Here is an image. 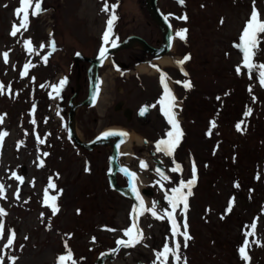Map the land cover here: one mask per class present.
Here are the masks:
<instances>
[{
	"label": "rangeland",
	"instance_id": "rangeland-1",
	"mask_svg": "<svg viewBox=\"0 0 264 264\" xmlns=\"http://www.w3.org/2000/svg\"><path fill=\"white\" fill-rule=\"evenodd\" d=\"M101 1L42 0L44 10L39 15L32 16L29 9L28 30L22 29L12 36L13 24H19L14 10L20 6V0H0V84L5 86L4 94L0 95L3 117L0 132L7 133L0 144V184L6 189L0 208L7 213L2 218L4 235L0 239L3 264H57L58 256L68 250L76 264H94L100 251L117 247L118 239H127L123 233L132 225V200L108 185L106 171L111 147L87 150L67 135L68 100L77 103L84 99L88 83L84 73L86 63L79 61V68L73 55L77 51L89 56L98 53L106 30L105 17L107 27L112 5H116L117 16L112 39L120 41L134 33L158 45L162 31L150 16L145 0H107L106 13L99 5ZM34 3L35 0L33 7ZM157 3L159 8L173 10L179 16L189 13L188 46H181L176 39L172 50L163 54L170 59L165 65H158L160 57L144 52L138 44L118 49L113 54L115 59L129 66L122 69L107 63L98 67V76L106 74L108 84L105 87L101 84L94 105L75 110L74 131L88 140L104 127L120 126L140 137L166 138L170 125L164 115H157V104L156 111H151L145 120L136 115L146 100L153 97L156 102L160 100L163 94L160 76L165 73L176 97L177 120L187 134L184 151L178 155L183 167L181 179L190 180L193 162L198 165L186 214L192 239L183 253V237H175V242L181 245L179 264H183L184 258L187 264H264V87L258 82V69L250 74L242 67L237 74L242 52L234 46L239 44L251 15L253 0H184L183 4L177 0H157ZM255 8L264 20V0H255ZM25 40L31 41L32 53L26 51ZM51 41L55 42V50L50 47ZM185 49H189L190 60L176 66L175 57L182 60ZM5 52L8 63L3 59ZM142 62L149 72L136 70ZM254 62L264 63V43L259 46ZM26 63L32 66L22 78L20 73ZM179 68L193 79L191 88L176 83L181 82ZM72 69L75 73L70 72ZM139 72L142 78L138 81L131 73ZM65 77L70 81L57 97L51 86ZM100 97L102 102L97 107ZM181 97L188 100L182 109L186 115L183 119ZM120 100L121 108L116 110ZM125 108L134 110L130 122L121 113ZM247 109H251V114L241 124L242 130L237 131L241 113ZM213 121L215 128H211ZM38 138L44 143H39ZM142 142V138L140 142L134 141L129 149L124 145L119 163L143 176L140 192L147 207L155 201L159 212L170 211L165 193L171 195L170 189L176 185L161 180L154 172L148 149ZM162 155L166 160V155ZM141 162L147 167L141 168ZM12 173L22 177L23 183L10 178ZM163 173L169 176L167 162ZM49 178L56 185L55 189H48L49 195H58L56 215L44 204ZM126 183V178L118 174L117 184ZM17 189L19 198L15 195ZM230 199H234V204L226 212ZM175 215L177 223L182 224L180 208ZM254 221L255 234L246 237ZM139 224L144 234L141 243L120 247L105 264H154L155 253L165 243L174 246L164 219L146 213ZM9 230L15 233V239L11 247L5 248ZM180 230L183 231L182 227ZM246 238L250 244L247 262L239 253ZM168 264H172L171 256Z\"/></svg>",
	"mask_w": 264,
	"mask_h": 264
},
{
	"label": "snow or ice",
	"instance_id": "snow-or-ice-1",
	"mask_svg": "<svg viewBox=\"0 0 264 264\" xmlns=\"http://www.w3.org/2000/svg\"><path fill=\"white\" fill-rule=\"evenodd\" d=\"M178 3L183 4L184 0H177ZM6 7V6H5ZM115 7L116 5H112V14L110 15V18L107 21V27L106 30L103 33L102 36V46L99 50V57L105 58L106 53L108 49L104 47L105 44L111 43V47L115 48L117 47L116 40L112 39V29L114 26L115 21L117 20V16L115 15ZM31 8V15L37 16L40 14L41 11L44 9L42 8V0H35L34 7H33V0H20V6L14 10V15L19 20V24L16 23L13 24L12 30L10 32V35L16 36L18 32H20L22 29L24 31L28 30V24H29V9ZM102 11L108 12L109 6L107 5V0H105V6L102 8ZM167 19V17H166ZM178 19L187 20V16L179 17ZM223 21H221L222 23ZM187 29H181L175 33V36L178 37L180 40H186L187 37ZM264 43V20L260 18V13L255 8V0H253V10L251 12V15L249 19L246 21L245 26L242 30V33L239 37V44L234 45L240 49L242 52V65L237 66L236 71L237 74L241 73V68H245L248 70V72L251 74L254 70L258 69V82L261 87H264V63H255L254 58L257 55V52L259 50V46ZM24 46L26 51L29 53L33 52V48L31 47V41L25 40ZM43 48L44 46L41 45ZM50 47L55 50V42H50ZM3 59L5 63H8V53L5 52L2 54ZM79 55V54H77ZM190 59V56H185L182 60L176 61V63L179 66H182L187 60ZM45 62L47 61V57H44ZM32 66L29 63H26L23 67V70L21 71L20 75L23 78L25 75H27L29 67ZM183 71V69L181 68ZM184 75H187V73H184ZM251 78V75H250ZM67 82V78L61 79L60 82L57 85H52V92L55 93V95L58 97L60 95V92L64 85ZM160 83L163 89V94L158 101V104L160 105V111L165 116L168 124L171 126V130L166 133V138L161 139L156 142L155 148L157 152H162L166 156H172L175 152V149L179 146L181 138L183 136V132L180 128L179 121L177 120V113L174 111L176 107H178L176 102V97L173 95L171 89L168 86V82L166 80V76L164 73H161L160 76ZM176 83H183V87L186 89H189L192 87L190 81L180 82L177 81ZM43 87V85L41 86ZM7 90L10 92L11 87L10 85L7 86ZM251 91V89H249ZM5 86L0 84V95L4 94ZM50 98L52 97V93L49 94ZM96 97L93 96V102H95ZM35 107V106H34ZM152 107H155L153 105ZM147 111V108H142L140 114L144 115ZM251 114V109H247L245 112V116H248ZM3 122V117L0 116V123ZM34 123V121H33ZM241 124H243V121L237 123L236 128L237 131H241ZM216 124L215 122H211V128H215ZM6 132H0V144L3 142L4 136H6ZM118 135L120 137H127V133L125 132H113L108 131L102 134L104 138ZM100 139V137H98ZM39 143H44L42 139L38 138ZM123 142V140L121 141ZM44 155H48L47 153H44ZM175 164V161H174ZM40 166H43V161H41ZM141 168H146L147 165L144 162H141ZM88 169L86 168L85 171ZM180 165L176 164L175 167L171 169L172 172L180 171ZM122 171L127 172L126 169H122ZM157 173L160 175L161 180H168V177L164 175V173L160 169H156ZM129 176L135 177L134 173H128ZM15 178L21 183H23V178L16 175V173H12V177ZM259 178V177H258ZM159 183V182H158ZM196 183V168L193 164V174L192 178L188 181H181L179 183L178 187H174L170 189L171 195L168 194V192L165 193V200L167 201L170 211L163 210L162 212H159L157 210V202H153L151 207H145L143 199L140 197L139 192L136 190L135 185L132 186V191L136 195V199L138 201L137 205H134L132 208V212L130 213L131 218L133 220L132 225L124 230V236L127 237L126 240L118 239L116 241L118 248L119 247H135L137 244L141 243V241L144 239L143 231L139 227L138 218L139 216L143 215L145 212L150 213L153 218L155 219H167L171 225V234L173 237V243L174 247H170L168 243H165L162 250L155 253L156 260L154 261V264H168V258L169 256L172 257V264H179L181 261V255H180V249L181 245L178 242H175V237L182 236L183 237V247H188V241L192 239V237L189 235L188 231V223H187V211L189 208L188 204V198L192 196V188L195 186ZM235 186H239L238 184ZM56 185L52 182L51 178H49V183L47 188L44 190V204L51 208L52 214L56 215L59 211V207L56 203L58 199V195H49L48 189H55ZM185 189L187 191H185ZM5 186L3 184H0V199H5ZM17 198H19V189H17V192L15 194ZM234 204V199H230L229 201V207L226 209V212H230L232 209V206ZM182 206V208H181ZM181 209V215L184 217L182 224L177 223L176 219V212L177 209ZM79 211V210H78ZM7 215L5 210L3 208H0V239L3 238L4 235V224H3V217ZM43 216V214H41ZM223 218V217H221ZM181 227L183 228V231H181ZM251 231H248L245 233V236H253L255 234V228H256V222L254 221L250 225ZM15 239V233L11 232L9 230V235L7 239V243L4 245L5 248L11 247L13 244V241ZM27 239V237H26ZM95 238H93L94 240ZM250 246L248 239L246 238L244 240L243 245L239 248V253L241 256V259L247 262L249 260V256L247 253V248ZM67 249V244L65 245ZM115 251V250H113ZM67 261H72V264H76L74 260H72V253L70 250L67 251L65 255H60L57 258V264H66ZM0 264H3V258L0 257ZM183 264H187L186 258H184Z\"/></svg>",
	"mask_w": 264,
	"mask_h": 264
},
{
	"label": "water",
	"instance_id": "water-1",
	"mask_svg": "<svg viewBox=\"0 0 264 264\" xmlns=\"http://www.w3.org/2000/svg\"><path fill=\"white\" fill-rule=\"evenodd\" d=\"M148 4H149V7H150V12H151V14H152L157 20H159L160 22L166 23V22L162 19V17H160V15L158 14V11H157V8H156V5H155V0H148ZM166 25H167L168 28H167L166 31H164V42H165V46H164V47L154 48V47L148 45L144 39H142L141 37H138V36H130L128 39H126L125 42L122 43V46H127L128 43H129L131 40H138V41H140V42L143 44V46H144L145 48H147V49H149V50H152V51H159V52H165V51L168 50V48H169V46H170V44H171V41H172V32H171V29H170V27H169V25H168L167 23H166ZM127 42H128V43H127ZM111 49H112V47L108 49L106 55L108 54V52H109ZM84 58H85V57H84ZM86 59L91 60L93 63L95 62V59H90V58H86ZM98 60H99V61H102L103 58H99ZM92 94H93V92L91 91V92H90V96H91ZM88 100H89V98H88L87 100L83 101L81 104H85ZM72 114H73V113H72V111H71L70 114H69V123H68L69 134H71V135L74 137V139H75L78 143L82 144L83 146H87V144L82 143V142L78 139V137H77L75 134H73V133L71 132V119H72ZM110 131H113V132H121V131H118V130H110ZM105 132H106V131H105ZM105 132H103V133H105ZM107 132H108V131H107ZM103 133H102V134H103ZM102 134H101L100 137H102ZM93 143H94V142H92V144H93ZM116 148H117V144L115 145V150H116ZM112 159H114V155L112 156ZM156 161L159 162L160 160H159V159H156ZM114 181H115V179L112 178V180H111L112 185H113V182H114ZM113 186H114V185H113ZM114 187H115L118 191H120V192H122V193H125L124 190H122V189H120V188H118V187H116V186H114ZM135 203H136V200H135ZM114 254H115V251H113V250H111V251H103V252H101L100 255H99V257H98V259L96 260L95 264H103V263H104V260H105L106 258L111 257V256H113Z\"/></svg>",
	"mask_w": 264,
	"mask_h": 264
},
{
	"label": "bare ground",
	"instance_id": "bare-ground-1",
	"mask_svg": "<svg viewBox=\"0 0 264 264\" xmlns=\"http://www.w3.org/2000/svg\"><path fill=\"white\" fill-rule=\"evenodd\" d=\"M159 63H161L162 65L169 64V63H170V59H169L167 56H162V57L160 58V60H159ZM138 69H139L140 72H149V69H148V67H147L145 64H140V65L138 66ZM110 73H111V72H109V75H110ZM148 74H153V73L150 72V73H148ZM107 84H108V76L105 74V83H104V87H105ZM100 98H101V99H99L100 101H99L97 107H98V106L101 104V102H102V98H103V97H100ZM140 140H141V137L138 136V135H136L135 133H133V134L131 135V137H130V140H129V141L127 142V144H126V147L129 149L134 141L140 142ZM141 181H142V180H141ZM138 182H139V177L136 179V183H137V184H138Z\"/></svg>",
	"mask_w": 264,
	"mask_h": 264
},
{
	"label": "trees",
	"instance_id": "trees-1",
	"mask_svg": "<svg viewBox=\"0 0 264 264\" xmlns=\"http://www.w3.org/2000/svg\"><path fill=\"white\" fill-rule=\"evenodd\" d=\"M183 149H184V144H183V142H181L180 145H179V147L177 148V152L180 153L181 151H183Z\"/></svg>",
	"mask_w": 264,
	"mask_h": 264
},
{
	"label": "flooded vegetation",
	"instance_id": "flooded-vegetation-1",
	"mask_svg": "<svg viewBox=\"0 0 264 264\" xmlns=\"http://www.w3.org/2000/svg\"><path fill=\"white\" fill-rule=\"evenodd\" d=\"M78 65H79V63L77 62V63H76V66H78ZM79 68H80V65H79ZM71 73H75L74 70H72ZM81 89L84 90V84L81 86ZM76 91H77V90H76ZM76 91H74V92H76ZM77 92H78V91H77ZM76 95H77V94H76Z\"/></svg>",
	"mask_w": 264,
	"mask_h": 264
}]
</instances>
